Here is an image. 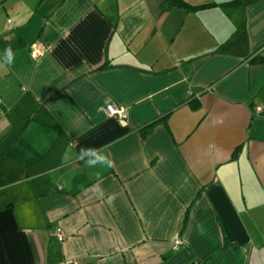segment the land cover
<instances>
[{
    "label": "crops",
    "instance_id": "crops-1",
    "mask_svg": "<svg viewBox=\"0 0 264 264\" xmlns=\"http://www.w3.org/2000/svg\"><path fill=\"white\" fill-rule=\"evenodd\" d=\"M0 5V264H264V0Z\"/></svg>",
    "mask_w": 264,
    "mask_h": 264
},
{
    "label": "clouds",
    "instance_id": "clouds-1",
    "mask_svg": "<svg viewBox=\"0 0 264 264\" xmlns=\"http://www.w3.org/2000/svg\"><path fill=\"white\" fill-rule=\"evenodd\" d=\"M15 62V54L13 49L9 46L4 51V63L12 65ZM79 160L83 161L87 168L102 167L104 169H112L115 167V161L104 149L95 147H81L78 152ZM92 193L100 199L105 196V190L100 183V178H97V182L91 186ZM117 193L107 194L106 203L111 206L117 199Z\"/></svg>",
    "mask_w": 264,
    "mask_h": 264
},
{
    "label": "built area",
    "instance_id": "built-area-1",
    "mask_svg": "<svg viewBox=\"0 0 264 264\" xmlns=\"http://www.w3.org/2000/svg\"><path fill=\"white\" fill-rule=\"evenodd\" d=\"M48 49H49V47H46L44 50H40L35 46V44H33L31 51H30V55H31V57L36 58V57L41 56ZM260 110H261V107L256 108V111L259 112ZM105 112L108 115L117 116L118 118H123L126 116L127 110L125 107L117 106L115 103H113L111 101H107L106 105H105ZM57 237H58V239H62L61 233L57 234ZM179 243H180V240L176 239L175 244H179Z\"/></svg>",
    "mask_w": 264,
    "mask_h": 264
},
{
    "label": "trees",
    "instance_id": "trees-1",
    "mask_svg": "<svg viewBox=\"0 0 264 264\" xmlns=\"http://www.w3.org/2000/svg\"><path fill=\"white\" fill-rule=\"evenodd\" d=\"M50 8H45V7H38V10L41 11L44 14H48ZM1 39V38H0ZM247 42V36H246V32L243 26H240L237 31L235 32V34L225 43L223 44L219 50L221 51H228L231 49H240L242 47H245ZM2 49H0L1 52Z\"/></svg>",
    "mask_w": 264,
    "mask_h": 264
},
{
    "label": "rangeland",
    "instance_id": "rangeland-1",
    "mask_svg": "<svg viewBox=\"0 0 264 264\" xmlns=\"http://www.w3.org/2000/svg\"><path fill=\"white\" fill-rule=\"evenodd\" d=\"M0 7H1V5H0ZM0 17H1V15H0ZM0 164H1V162H0ZM20 169H23V168H20ZM0 171H2V166L1 165H0Z\"/></svg>",
    "mask_w": 264,
    "mask_h": 264
}]
</instances>
